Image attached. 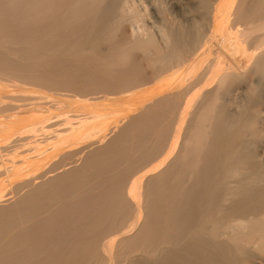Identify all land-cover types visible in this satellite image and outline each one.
I'll use <instances>...</instances> for the list:
<instances>
[{
    "label": "bare ground",
    "instance_id": "6f19581e",
    "mask_svg": "<svg viewBox=\"0 0 264 264\" xmlns=\"http://www.w3.org/2000/svg\"><path fill=\"white\" fill-rule=\"evenodd\" d=\"M255 248L264 0H0V264H264Z\"/></svg>",
    "mask_w": 264,
    "mask_h": 264
},
{
    "label": "rangeland",
    "instance_id": "374dc122",
    "mask_svg": "<svg viewBox=\"0 0 264 264\" xmlns=\"http://www.w3.org/2000/svg\"><path fill=\"white\" fill-rule=\"evenodd\" d=\"M46 93H47V92H46ZM50 93H51V92H50ZM48 94H49V93H48ZM33 95L35 96V94H33ZM52 95H53V94H52ZM36 96H37V94H36ZM34 98L36 99V98H38V96H37V97H34ZM31 99H33V98H31ZM31 99H23L22 101H21V100H15V101H16V102H17V101H19V102H28V101H32ZM39 99H40V98H38V99L35 100V101H36V102H39ZM43 99L45 100V98H42L41 100H43ZM47 99H49V97H48ZM41 100H40L39 103H41V104L43 103L42 105H45V107H46L45 102H47V104L50 102V103H49L50 105L48 104V106H53L54 108H57V107H56L57 105L54 106V105H51V104H53V103H55V104H56V103H59V102H53V101H49V102H48L47 100H46L45 102H44V101L42 102ZM50 100H51V98H50ZM52 102H53V103H52ZM37 104H38V103H37ZM41 104H40V105H41ZM60 104H61V102H60ZM62 104H63V102H62ZM62 104H61V105H62ZM65 104H67V103H64L63 105H65ZM61 105H60V107H59V106H58V107H59L61 110H63V108H61ZM73 105H74V104H73ZM48 106H47V108H48ZM59 108H57V109H59ZM49 109H50V111H51L52 107L49 108ZM57 109H56V110H57ZM64 109H65V108H64ZM53 110L56 112L55 109H53ZM57 112H60V111H57ZM53 113H54V112H53ZM43 143H44V142H43ZM43 143H40V144H39V147H40V146L42 147V146L44 145V146H43L44 148H42V149H43L42 151H44V149H45L46 152L44 151V152H45L44 156H46V154H48V152L50 151V148H51V147L49 148V146H47V147L49 148V149L47 148V149L49 150V151H48V150H46V148H45V145H48V143H45V144H43ZM25 147H26V146H25ZM39 147H38V148H39ZM22 148L25 149L24 147H21V148H20L21 150H20V149L18 150V148H17V150H12V149L10 150V151H11V152H10L11 154H10V153H8V154H9L10 158H12V159H11L12 161L14 160V158L12 157V155H14L15 152L20 153L19 155H21L22 158H24V157L27 156V155H26V156H22V153L24 152V150H22ZM33 149H34V148H32V150H31L32 153H33V151H35V150L37 151V150H39L40 148H39V149H36V148H35L34 150H33ZM51 150H52V149H51ZM2 151H4V152H2L1 155H4V154L7 153V152H5V150H2ZM6 151H7V150H6ZM13 151H14V154H13ZM20 151H23V152H20ZM26 151H27V149H26L25 152H24L25 154H27V152L29 153V150H28L27 152H26ZM36 151H35V155H37V153H38V151H37V153H36ZM42 151H39V152L41 153L40 156H42L43 153H44V152H42ZM17 153H16V157L14 156V157L16 158V159L14 160V163H17V162H18L19 165H20V164L23 163V162H22V159H19V158H21V157L17 156V155H18ZM29 155H30V154H29ZM31 155H32V154H31ZM33 155H34V153H33ZM35 155L33 156V158L35 157ZM38 155H39V153H38ZM4 156H6V155H4ZM4 156H3V157H4ZM40 156H37V159H38ZM3 157H2V158H3ZM17 157H18V158H17ZM7 158H9V157L7 156L6 159H7ZM35 158H36V157H35ZM6 159H5V157H4V161H5ZM17 159H19V160L17 161ZM9 160H10V159H9ZM9 160L7 159L6 162H8ZM12 161H11V163H12V165H13L14 163H13ZM15 161H16V162H15ZM20 161H21V162H20ZM2 162H3V161H2ZM4 163H5V162H4ZM18 163H17V165L14 164V167L16 166L15 168H17V167H18V168H21L22 166L25 165V164H24V165L21 164L22 166L19 167V166H18ZM5 164L7 165V167H8V164H9V167H11V166H10V165H11V164H10V161H9L8 163H5ZM5 164H2V166H6ZM14 167L12 166V168H14ZM253 251L255 252V253L253 252L255 255H257V256L260 255V257H264V251L261 252V249H256V248H255ZM261 254H262L263 256H262Z\"/></svg>",
    "mask_w": 264,
    "mask_h": 264
}]
</instances>
